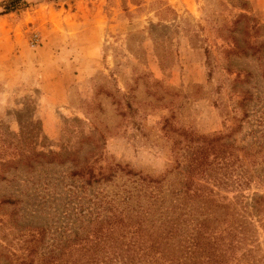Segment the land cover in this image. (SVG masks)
Returning <instances> with one entry per match:
<instances>
[{"label":"rangeland","instance_id":"1","mask_svg":"<svg viewBox=\"0 0 264 264\" xmlns=\"http://www.w3.org/2000/svg\"><path fill=\"white\" fill-rule=\"evenodd\" d=\"M11 2L0 0V167L14 164L0 200L18 202H0V264L27 262V246L37 264L53 240L84 237L95 191L120 201L139 177L177 188L199 137L218 151L195 184L237 210L235 197L264 195V0H22L4 14ZM94 145L93 166L113 177L90 187L70 173Z\"/></svg>","mask_w":264,"mask_h":264},{"label":"trees","instance_id":"2","mask_svg":"<svg viewBox=\"0 0 264 264\" xmlns=\"http://www.w3.org/2000/svg\"><path fill=\"white\" fill-rule=\"evenodd\" d=\"M20 3L24 2L12 0L4 14ZM198 140V145H187L189 153L184 157L185 170L179 173L182 179L177 188L162 194L160 181L139 177L135 195L129 192L120 201L116 194L109 198L93 192L89 200L97 212L86 235L75 233L72 239L53 240L37 264H264L253 221L264 222V195L256 196L250 204L242 195L235 197L240 205L237 210L219 193L195 184V176L205 175L207 157L217 150L214 144L218 142L217 138ZM94 148L91 159L97 156L99 146ZM24 159L22 164L32 170L36 162ZM96 162L93 159L70 176L90 187L111 181L113 174L104 173L101 167L96 170ZM12 164L14 161H9L0 167L1 180ZM134 197L136 206L130 205ZM0 202L14 204L18 200L2 197ZM39 233L38 243H43L46 230ZM26 249L28 260L21 264H33L35 250L31 246Z\"/></svg>","mask_w":264,"mask_h":264}]
</instances>
